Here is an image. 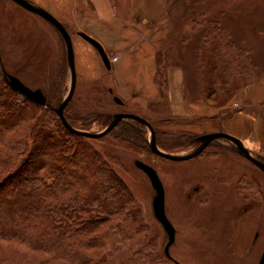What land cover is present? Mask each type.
Masks as SVG:
<instances>
[{"label":"rangeland","instance_id":"obj_1","mask_svg":"<svg viewBox=\"0 0 264 264\" xmlns=\"http://www.w3.org/2000/svg\"><path fill=\"white\" fill-rule=\"evenodd\" d=\"M121 1L116 0L118 7ZM142 2L143 12L135 13L130 7L128 13L143 31L152 30L149 35L158 49L157 63L163 68L159 77L166 80L165 100L159 106L151 105L155 102L146 103L138 88H121L115 61L109 69L102 60L101 69L90 66L84 74L77 53V87L66 115L77 127L85 123L89 130L100 131L116 112L134 113L149 120L158 139L167 144L179 133L200 136L227 131L264 159V0ZM213 21L227 27L231 39L249 51L255 72L237 79L246 82L232 91L208 95L200 85L204 53L199 47L203 30ZM68 30L73 38L76 31ZM0 57L6 70L32 89L41 88L47 97L59 92L62 98L55 101V107L67 95L71 70L64 38L50 21L14 0H0ZM181 75L185 98L176 103L170 98L169 83L170 78ZM138 123L148 140L146 146L118 138L119 132L92 140L134 198L122 221L127 238L104 264H135L136 252L145 247L150 258L159 257L169 264H258L264 250V172L225 138L213 140L193 158H165L150 149L151 132ZM180 140L182 145L172 152L188 153L200 142L198 136L195 141ZM137 159L151 164L164 183L166 212L177 230L170 249L172 258L165 255L168 236L154 213L155 190L136 165ZM15 248L13 243L0 241V253L9 254L10 264H30L37 259L16 253Z\"/></svg>","mask_w":264,"mask_h":264},{"label":"trees","instance_id":"obj_2","mask_svg":"<svg viewBox=\"0 0 264 264\" xmlns=\"http://www.w3.org/2000/svg\"><path fill=\"white\" fill-rule=\"evenodd\" d=\"M203 31L201 87L213 95L245 83L237 79L255 72L249 51L216 21ZM2 65L0 57V241L37 258L30 264H104L127 238L122 221L134 201L130 188L93 138L66 128L54 105L62 98L59 92L46 96L47 106L38 104L7 83ZM162 70L157 63L162 101L151 105L165 100ZM79 128L89 129L85 123ZM116 132L124 141L148 142L137 121H121L110 133ZM197 136L179 133L167 144L156 134L158 145L168 152L182 145L181 138L195 141ZM135 255V264H169L150 258L146 247ZM0 264H10L9 254L0 253Z\"/></svg>","mask_w":264,"mask_h":264},{"label":"crops","instance_id":"obj_3","mask_svg":"<svg viewBox=\"0 0 264 264\" xmlns=\"http://www.w3.org/2000/svg\"><path fill=\"white\" fill-rule=\"evenodd\" d=\"M30 1L44 7L68 28L76 31L72 38L75 58L78 59L79 53L84 74L90 70V66L93 70L101 69L102 58L97 48L80 35V31L96 37L113 57L117 56L114 71L121 88H125V85L138 88L146 103L162 101L160 88L155 81L158 49L156 44H152L153 40L149 35L152 30L143 31L130 19L128 13L130 7L135 8V13L143 12V0H126L124 3L122 0L119 7L116 0ZM183 78V75L180 78H170L169 95L176 103L185 98Z\"/></svg>","mask_w":264,"mask_h":264},{"label":"water","instance_id":"obj_4","mask_svg":"<svg viewBox=\"0 0 264 264\" xmlns=\"http://www.w3.org/2000/svg\"><path fill=\"white\" fill-rule=\"evenodd\" d=\"M14 1L22 5L23 7L27 8L28 10L35 12L43 16L48 21H50L59 30V32L61 33L62 37L65 40L66 49H67L68 65L71 70V85H70L67 95L63 98V100L56 107V111L59 114L62 122L64 123V125L69 131L79 134V135L86 136L88 138H101L107 135L109 132H111L115 127H117L121 121L127 120V119L136 120L144 124L145 126H147L151 132V138L149 141L150 149L154 153L160 156H163L165 158L172 159V160H187V159L193 158L199 155L200 153H202L213 140L218 139V138L219 139L225 138V139L232 141L235 144L238 152L242 156L252 161L256 166H258L264 172V160L255 156L251 152V150L248 148V146L245 145V143L240 137L232 133L226 132V131H214V132L202 134L199 136L200 142L195 149L191 150L188 153H174V152L165 151L164 149L160 148L157 142L156 131H155L153 124L146 118L139 116L137 114H134V113L116 112L115 114H113L112 119L110 120L108 125L103 130H100V131L82 129V128L72 125L67 119V116L65 113L66 107L68 103L70 102V100L73 98L76 87H77V70H76L75 51H74L72 36L68 28L65 26V24L62 23L56 16H54L50 11H48L44 7L36 5L29 0H14ZM80 34L81 36H83L86 40H88L91 44H93L97 48L105 66L111 69L112 63H111L110 57L108 53L106 52L102 43L96 38L92 37L91 35L85 32H80ZM2 67H3L5 79L12 88H14L15 90L19 91L21 94L27 96L28 98L32 99L33 101L37 103L45 104V105L48 103V99L41 88L32 89L27 84H25L19 77H17L16 75L10 74L3 65ZM116 100L118 102H121L120 98H116ZM136 165L148 175L152 183V186L155 190L156 194L153 199V209H154L156 218L160 221V223L162 224L168 236V241L166 243L165 250H164L165 255L169 258H172L170 249H171V246L176 242L177 230L166 212V190H165L164 183L158 171L151 164L143 160L137 159ZM258 264H264V250L262 252V255L260 257Z\"/></svg>","mask_w":264,"mask_h":264},{"label":"built area","instance_id":"obj_5","mask_svg":"<svg viewBox=\"0 0 264 264\" xmlns=\"http://www.w3.org/2000/svg\"><path fill=\"white\" fill-rule=\"evenodd\" d=\"M113 60H117V57H116V56H114Z\"/></svg>","mask_w":264,"mask_h":264}]
</instances>
